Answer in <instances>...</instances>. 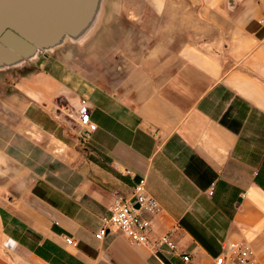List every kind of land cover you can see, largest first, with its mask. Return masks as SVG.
Listing matches in <instances>:
<instances>
[{"label":"crops","instance_id":"1","mask_svg":"<svg viewBox=\"0 0 264 264\" xmlns=\"http://www.w3.org/2000/svg\"><path fill=\"white\" fill-rule=\"evenodd\" d=\"M101 1L61 37L75 64L0 94V264H158L119 234L95 238L142 178L161 208L153 239L169 234L192 264L230 243L264 264V0H109L107 14ZM216 88L244 119L225 116L231 102L213 116Z\"/></svg>","mask_w":264,"mask_h":264},{"label":"built area","instance_id":"2","mask_svg":"<svg viewBox=\"0 0 264 264\" xmlns=\"http://www.w3.org/2000/svg\"><path fill=\"white\" fill-rule=\"evenodd\" d=\"M78 122L84 128L86 137L94 132L96 124L91 121L89 108L85 101L81 102ZM122 174L132 177L130 171L124 170ZM212 194V190L209 192ZM161 208L146 189L145 179L134 182L128 197L115 195L108 213L99 218V229L95 238L102 240L108 234H119L132 245L147 246L158 264H192L189 252L177 253L176 245L169 234L156 239L151 237L152 218L160 212ZM67 245H73L72 238L66 237ZM209 264H258L255 251L251 246L242 243H230L222 247L221 252L211 258Z\"/></svg>","mask_w":264,"mask_h":264},{"label":"water","instance_id":"3","mask_svg":"<svg viewBox=\"0 0 264 264\" xmlns=\"http://www.w3.org/2000/svg\"><path fill=\"white\" fill-rule=\"evenodd\" d=\"M93 0H0V65L59 41L89 14Z\"/></svg>","mask_w":264,"mask_h":264},{"label":"rangeland","instance_id":"4","mask_svg":"<svg viewBox=\"0 0 264 264\" xmlns=\"http://www.w3.org/2000/svg\"><path fill=\"white\" fill-rule=\"evenodd\" d=\"M105 1L104 7L101 5L97 13L107 14L110 10L109 0ZM101 1V2H102ZM103 7V8H102ZM130 13V12H129ZM148 30L154 27V23L148 22ZM79 44L75 38L60 39L52 45L39 47L35 45L33 50L28 54L23 55L14 62L3 65V70H0V94L10 93V85L20 76H25L31 72L44 68L45 70H55L58 73H63L62 62H71L75 64ZM81 56V55H80Z\"/></svg>","mask_w":264,"mask_h":264},{"label":"trees","instance_id":"5","mask_svg":"<svg viewBox=\"0 0 264 264\" xmlns=\"http://www.w3.org/2000/svg\"><path fill=\"white\" fill-rule=\"evenodd\" d=\"M212 95H215V96H220V104L219 106L217 107V111H215L214 113V117L215 118H218L219 114L221 113L222 109H223V105L224 103H227V102H231L232 103V106L229 108V110L226 112L225 116H229V117H232L231 115L234 113V109L237 110V117L239 119H244V117L246 116V113L248 112V105L243 102L242 100L238 99V98H235L233 97V95L226 91L225 89L223 88H216L213 92H212ZM235 119V118H233ZM239 124V122H238Z\"/></svg>","mask_w":264,"mask_h":264}]
</instances>
